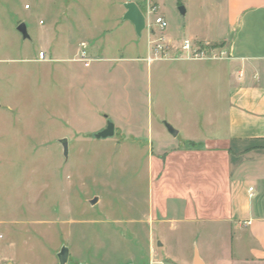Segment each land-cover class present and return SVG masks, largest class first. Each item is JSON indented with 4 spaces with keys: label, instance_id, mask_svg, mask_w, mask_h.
Wrapping results in <instances>:
<instances>
[{
    "label": "rangeland",
    "instance_id": "374dc122",
    "mask_svg": "<svg viewBox=\"0 0 264 264\" xmlns=\"http://www.w3.org/2000/svg\"><path fill=\"white\" fill-rule=\"evenodd\" d=\"M123 1L0 0L1 263L58 264L62 246L66 264L156 262L142 221L147 148L134 142L165 123H202L209 112L202 95L178 97L181 109L173 111L172 97L156 85L160 62L129 60L146 55L147 32L133 33ZM160 2L165 34L204 32L197 0ZM82 42L87 67L78 61ZM108 122L114 135L96 139ZM173 237L168 231L174 254Z\"/></svg>",
    "mask_w": 264,
    "mask_h": 264
},
{
    "label": "crops",
    "instance_id": "0c3cea01",
    "mask_svg": "<svg viewBox=\"0 0 264 264\" xmlns=\"http://www.w3.org/2000/svg\"><path fill=\"white\" fill-rule=\"evenodd\" d=\"M197 1L204 32L184 38L222 45L228 58L157 61L156 85L172 97L171 109L180 111V96L202 95L209 115L202 123L175 124V137L161 126L134 142L147 148L142 221L156 245L155 263L264 264V0ZM208 25L218 32L207 34ZM166 38L174 46L182 39Z\"/></svg>",
    "mask_w": 264,
    "mask_h": 264
},
{
    "label": "built area",
    "instance_id": "2783aa9c",
    "mask_svg": "<svg viewBox=\"0 0 264 264\" xmlns=\"http://www.w3.org/2000/svg\"><path fill=\"white\" fill-rule=\"evenodd\" d=\"M135 0H125V3H132ZM145 18V30L147 32L148 52L142 60L147 65L157 61H172V60H200L214 61L228 58L227 51L222 45L215 44L209 41H197L190 38H182L178 46L172 45L166 38V30L168 22L160 13L159 5L155 0H142L141 7L136 4ZM28 9V6H27ZM81 50L78 61L84 64L85 67L91 62L86 56V44H80ZM41 59L44 55L41 54ZM252 192V189H249ZM0 264H2L0 262ZM150 264H159L150 262Z\"/></svg>",
    "mask_w": 264,
    "mask_h": 264
},
{
    "label": "water",
    "instance_id": "95a60500",
    "mask_svg": "<svg viewBox=\"0 0 264 264\" xmlns=\"http://www.w3.org/2000/svg\"><path fill=\"white\" fill-rule=\"evenodd\" d=\"M125 13L123 15V20L130 22L133 27L134 31L137 36H141V32L145 29V18L141 11L139 10L138 6L132 2V3H125L124 4ZM179 12L181 15L185 14V10L182 6L179 7ZM17 31L21 34L23 39H29V35L26 30V26L24 23H20L17 26ZM165 128L168 131L169 134H171L173 137L176 136L177 131L174 130L171 125L165 123ZM114 135V125L111 122H108L106 127L94 135L96 139H105L112 137ZM59 142L62 145L63 148V154L64 157H67V141L66 139H61ZM97 202V198H93L89 201L91 205L95 204ZM160 245V243H158ZM69 255V250L66 246H62L59 250V252L56 254L58 264H66L67 259Z\"/></svg>",
    "mask_w": 264,
    "mask_h": 264
}]
</instances>
